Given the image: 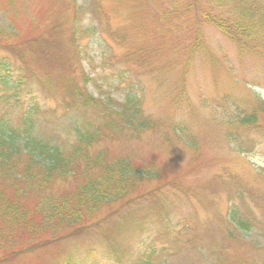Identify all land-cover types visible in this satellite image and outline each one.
<instances>
[{
  "label": "rangeland",
  "instance_id": "rangeland-1",
  "mask_svg": "<svg viewBox=\"0 0 264 264\" xmlns=\"http://www.w3.org/2000/svg\"><path fill=\"white\" fill-rule=\"evenodd\" d=\"M17 2L15 12L6 0H0V29L8 30L13 20L21 31L32 33L31 22L39 21L37 31L43 35L53 31L63 53L57 55L62 59L67 55L70 66L51 58L44 67L31 64L36 72L49 71L55 77L50 92L35 80L20 92L0 90V95L9 98L6 104L0 103V118L23 131L26 109L36 103L28 115L33 135L66 144L77 126L101 119L99 108L79 101L64 105L69 97H63L57 79L73 75L81 82L85 73L90 78L85 89L93 97L109 100L119 110L127 95H138L143 115L158 124V129L139 136L130 131L107 135L96 149L107 148L109 155L131 153L139 163L188 189L186 196L166 189L164 195L170 196L166 218L142 234H133L119 253L122 264L136 263L141 240L153 241L159 251L152 261L158 264H264V0L255 1L260 5L250 22L257 41L262 39L254 51L238 50L204 22L199 13L202 7L230 16L227 7L218 9L209 0ZM74 10L84 30L78 33V57L70 39ZM43 14L58 22L57 29L51 30ZM15 34L18 39L20 32ZM251 113L257 125L238 124ZM181 126L198 140L199 149L176 132ZM228 134L240 136L251 149H237L240 144L229 140ZM158 184L154 178L142 190ZM230 210L239 218L249 214L253 218L250 229L239 226L236 219L229 223ZM85 243L75 244L81 248ZM32 256L19 264H41L40 257L30 260ZM57 257L56 253L52 264H60Z\"/></svg>",
  "mask_w": 264,
  "mask_h": 264
},
{
  "label": "trees",
  "instance_id": "trees-1",
  "mask_svg": "<svg viewBox=\"0 0 264 264\" xmlns=\"http://www.w3.org/2000/svg\"><path fill=\"white\" fill-rule=\"evenodd\" d=\"M223 1L209 0L218 9L227 7L231 17L215 14L211 7H202L199 13L204 22L218 29L238 50L259 49L262 39L257 41L250 22L260 4L255 5L256 0H231L230 4ZM6 2L18 11V2ZM43 15L51 30L57 29L58 22ZM259 19L262 23L263 18ZM31 23L32 33L21 31L13 20L8 30L0 29V90L7 93L26 89L31 80L50 92L55 77L49 71L36 72L31 64L44 67L49 58L57 62L62 59L57 55L60 53L62 57L63 53L53 31L43 35L37 31L40 22ZM72 23L70 39L78 57V33L84 30L75 10ZM17 30L20 37L14 39ZM64 58L63 66L69 67L68 56ZM62 78L57 79V84H61L63 97H69L64 105L69 107L79 101L84 106L99 108L101 119L77 126L72 140L55 144L35 137L31 131L28 115L35 110L36 103L26 109L23 131L0 118V264H19L30 255H33L30 260L40 257L41 264H52L56 253L60 264H97L111 259L122 264L119 253L133 234H142L166 218L170 201V196L164 195L166 189H174L175 195L189 194L186 186L175 179L163 178L160 170L139 163L131 153L109 155L107 148L96 149L107 135L130 131L131 135L139 136L144 131L158 129L156 121L143 115L138 95H127L118 110L109 100L93 97L85 89L90 80L87 74L82 75L81 82L73 75ZM8 99L0 95V103L6 104ZM261 108L264 111V104ZM238 124L257 125V118L251 113L240 118ZM176 132L184 134L192 148L199 149L198 140L191 138L184 126ZM228 139L240 144L237 149H251L240 136L228 134ZM154 178L159 184L142 190ZM59 183L63 186L59 187ZM105 209L108 211L103 213ZM233 212L228 213L229 223L236 219L239 226L249 230L253 218L249 214L239 218ZM77 242L86 243L79 248ZM152 242H139L141 250L135 264H158L152 261L159 251Z\"/></svg>",
  "mask_w": 264,
  "mask_h": 264
}]
</instances>
